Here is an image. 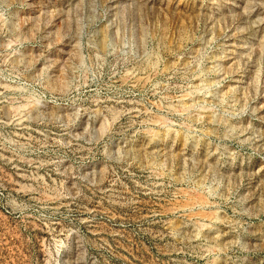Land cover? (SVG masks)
<instances>
[{
    "label": "rangeland",
    "instance_id": "rangeland-1",
    "mask_svg": "<svg viewBox=\"0 0 264 264\" xmlns=\"http://www.w3.org/2000/svg\"><path fill=\"white\" fill-rule=\"evenodd\" d=\"M0 264H264V0H0Z\"/></svg>",
    "mask_w": 264,
    "mask_h": 264
}]
</instances>
